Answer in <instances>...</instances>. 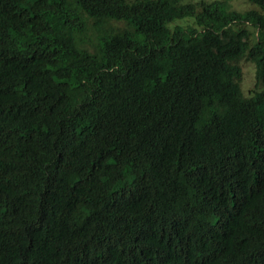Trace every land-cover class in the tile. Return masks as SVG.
<instances>
[{
  "label": "trees",
  "instance_id": "trees-1",
  "mask_svg": "<svg viewBox=\"0 0 264 264\" xmlns=\"http://www.w3.org/2000/svg\"><path fill=\"white\" fill-rule=\"evenodd\" d=\"M249 1L0 0V264H264Z\"/></svg>",
  "mask_w": 264,
  "mask_h": 264
},
{
  "label": "rangeland",
  "instance_id": "rangeland-1",
  "mask_svg": "<svg viewBox=\"0 0 264 264\" xmlns=\"http://www.w3.org/2000/svg\"><path fill=\"white\" fill-rule=\"evenodd\" d=\"M188 1H197V0H188ZM213 1V0H207ZM230 4L231 8L238 10V11H247L252 8H257V6L251 3L249 0H226ZM192 20L190 19L189 22L183 23H191ZM112 25L121 26L122 23L112 22ZM254 30L253 27H251ZM242 69H243V77L241 79V86L246 95H251L252 91L256 88L257 80H256V66L253 62L242 60L240 62Z\"/></svg>",
  "mask_w": 264,
  "mask_h": 264
}]
</instances>
